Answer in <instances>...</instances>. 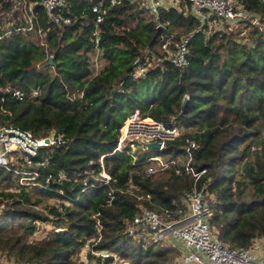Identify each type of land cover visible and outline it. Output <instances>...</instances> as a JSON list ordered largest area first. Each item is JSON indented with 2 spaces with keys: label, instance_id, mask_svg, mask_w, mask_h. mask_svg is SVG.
Masks as SVG:
<instances>
[{
  "label": "trees",
  "instance_id": "16d2710c",
  "mask_svg": "<svg viewBox=\"0 0 264 264\" xmlns=\"http://www.w3.org/2000/svg\"><path fill=\"white\" fill-rule=\"evenodd\" d=\"M241 2L260 15L262 28L244 21L245 31L214 30L202 26L185 3H180L183 9H162L155 16L122 1L101 24L104 65L98 72L97 50L89 39L95 28L91 0H69L76 20L63 28L48 23L37 8V26L47 31L54 65L47 64L37 27L0 40V124L60 140L40 148L34 159L48 156L50 165L36 168L33 185L20 183L16 171L0 168V184L8 187L0 190V203L5 202L0 254L16 264H83L76 257L91 241L131 264H177L179 245L139 239L129 232V223L140 206L158 212L184 208L185 191L194 184L184 168L189 137L198 143L193 165L206 169L198 186L213 196L214 233L223 244L242 249L264 238V0ZM11 4L4 2L7 9ZM158 26L190 36L185 69L165 58L158 42L149 47ZM146 55L162 60L134 79L137 60ZM136 111L184 133L162 151H137L136 160L129 145L114 152ZM153 156L179 161L155 177L147 174L158 166ZM101 158L113 178L108 184L101 181ZM25 169L35 168L19 167ZM60 174L65 178L60 180ZM98 222L103 226L99 240ZM41 223L52 228L43 239L31 240L44 230Z\"/></svg>",
  "mask_w": 264,
  "mask_h": 264
},
{
  "label": "built area",
  "instance_id": "2783aa9c",
  "mask_svg": "<svg viewBox=\"0 0 264 264\" xmlns=\"http://www.w3.org/2000/svg\"><path fill=\"white\" fill-rule=\"evenodd\" d=\"M7 1L12 3L8 9L4 6V2ZM122 1L139 5L155 16H158L162 9L172 7L183 9L180 3H185L184 8L199 20L202 26L207 24L212 28V23L217 22L220 27H216V30H225L227 27L235 28L244 21L253 22L261 27L260 15L248 11L241 0H109V3L107 0H91L95 28L89 34V39L97 50L94 56L96 72L104 65L99 48L102 36L101 24L106 20L110 9ZM39 7L45 12L48 23L60 28L72 25L76 20L71 15L69 0H2L0 2V40L10 37L15 32H27L37 27L40 44L45 48L49 58H54V54L48 50L47 31L37 26V8ZM189 41V35L179 36L178 32L164 31L159 38L158 45L166 53L165 58L170 60L175 67L183 70L189 65ZM161 60L150 55H146L143 59L139 58L132 73L133 78L145 77L148 70L158 65ZM14 95L21 98L23 94L16 91ZM183 133L184 131L178 126L165 124L149 117L142 118L139 111H136L125 123L114 152L122 151L126 145H129L131 148L129 153L136 160L137 151L148 149L146 142H160L159 151H162L167 142L178 139ZM47 138L49 141H46ZM58 142L60 140H56L53 136L36 138L31 132L23 131L13 124H0V168L16 171L21 175L20 183L33 185L39 177V171L36 168H47L50 165L48 156L42 159L34 158L38 156L41 147L51 146ZM184 148L187 155L184 168L186 173L194 178L193 188L185 191L184 208H178L175 211L165 209L163 212H158L140 206V213L129 223L130 232L139 239L174 241V244L181 248L180 255L176 259L177 264H262L255 258L252 251L257 240L245 249L229 247L223 244L214 233L210 224L212 210L209 207V198L213 196H210L206 186L201 188L198 186L199 179L206 173V169L198 171L193 165L194 151L198 148V143L194 138L189 137L186 139ZM150 159L156 161L158 166H151L147 174L155 177L160 176L172 164L179 161L178 159L165 161L161 156H153ZM20 166L35 169L20 171ZM101 169V181L104 184L112 182L113 178L106 171L103 158H101ZM64 178L65 175L60 174L59 179ZM53 179L49 176L47 181L51 182ZM110 196L109 202H112L114 190L110 192ZM4 208L5 202H2L0 214ZM102 228L103 226L98 222L97 230L100 234L98 240L102 237ZM55 230L62 231L63 229L56 227ZM79 255L83 264H96L98 261L104 264H131L115 252L96 249L91 241L82 247ZM0 264L16 263L8 259L6 255H0Z\"/></svg>",
  "mask_w": 264,
  "mask_h": 264
},
{
  "label": "rangeland",
  "instance_id": "374dc122",
  "mask_svg": "<svg viewBox=\"0 0 264 264\" xmlns=\"http://www.w3.org/2000/svg\"><path fill=\"white\" fill-rule=\"evenodd\" d=\"M212 28L215 30V28L216 27H220V26H218L217 25V22H213L212 23ZM234 29H243L244 31H245V28H244V26H242V25H238L237 27H235ZM155 45H157V44H155ZM243 170V167H239V172H241ZM5 188H8L4 183L3 184H0V190L1 189H5ZM59 202V201H58ZM51 203L52 204H56V201L55 200H51ZM1 204V203H0ZM58 204V203H57ZM41 226L43 227V229L44 230H39V232L34 236V237H32V239L31 240H41V239H43L45 236H46V234L48 233V230L50 229V228H52V225L50 224V223H48V224H45L44 225V223L42 224L41 223ZM172 243H175L174 241H172ZM0 255H5V254H0ZM7 257V256H6ZM8 258V257H7ZM76 258H78L79 260H80V255H79V253H78V255H77V257ZM9 259V258H8ZM10 260H12L13 261V259H10Z\"/></svg>",
  "mask_w": 264,
  "mask_h": 264
},
{
  "label": "water",
  "instance_id": "95a60500",
  "mask_svg": "<svg viewBox=\"0 0 264 264\" xmlns=\"http://www.w3.org/2000/svg\"><path fill=\"white\" fill-rule=\"evenodd\" d=\"M163 31V26H158V29H157V32L155 33V35L153 36L150 44H149V47H152L154 44H156L160 34L162 33ZM48 65H54L55 64V61H54V58L53 57H50L48 62H47ZM188 100V97H186L185 99V102ZM46 141H49V139L47 138ZM146 147L149 148V149H152V150H159L160 147H161V143L160 142H146L145 143ZM130 232V230H129Z\"/></svg>",
  "mask_w": 264,
  "mask_h": 264
},
{
  "label": "crops",
  "instance_id": "0c3cea01",
  "mask_svg": "<svg viewBox=\"0 0 264 264\" xmlns=\"http://www.w3.org/2000/svg\"><path fill=\"white\" fill-rule=\"evenodd\" d=\"M163 32H164V30L162 31V33ZM161 34H160V36H161ZM160 36H159V38H160ZM159 38L157 40L158 44H159ZM157 42H156V44H157ZM158 47H159V45H158ZM157 177H159V176H157ZM254 245H255V247H253L252 251H253L255 258L258 259L262 264H264V238L257 239V241Z\"/></svg>",
  "mask_w": 264,
  "mask_h": 264
}]
</instances>
